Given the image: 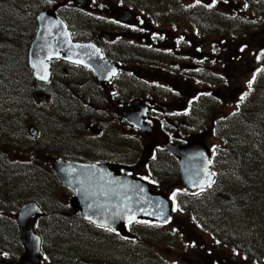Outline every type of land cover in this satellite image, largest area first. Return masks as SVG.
Instances as JSON below:
<instances>
[{
  "label": "flooded vegetation",
  "instance_id": "1",
  "mask_svg": "<svg viewBox=\"0 0 264 264\" xmlns=\"http://www.w3.org/2000/svg\"><path fill=\"white\" fill-rule=\"evenodd\" d=\"M231 1L238 4L233 9H230ZM171 2L179 7L171 8L176 9L178 14L169 18L170 26L165 24L169 30L163 29L165 25H160V21L145 13L146 10L138 12L136 6L139 0H90L89 6L84 9L73 2L62 0L53 6L42 7L40 12L35 13L36 31V16L51 12L56 6L55 15L65 25L71 42L91 44L106 63L103 74L105 78L108 77L99 80L84 67L63 59H53L49 61V80L37 83V96L42 97L50 106L58 103L67 107L64 123L75 128L72 131V136L76 137L74 146L68 149L64 144L57 145L58 150H62L63 146L68 153L74 154L67 156L59 153L60 161L105 165L116 168V173L125 176L129 175L127 169L138 162L137 153L141 154L142 148L148 147L151 162L135 171V176L143 178L150 172L157 173L156 170L168 165V161L172 164L173 159L164 148L184 146L190 136L203 142L214 154L211 145L206 142L209 136L206 129L215 132L222 122L225 95L232 85L224 78L225 66L224 63L220 64L222 59L216 56L225 55L227 51L229 53L235 46L243 25L241 1ZM185 2H190V5L186 6ZM59 5L61 7L58 8ZM225 10L234 12L226 13ZM181 17L186 19L182 20ZM214 25L218 28L217 34L210 31ZM181 27L185 30L178 33ZM227 29L230 32L236 31L235 38L226 35ZM35 34H30V39ZM255 47H258L253 55L256 61L264 51V39ZM211 67L215 73L208 72L207 69L213 71ZM153 69L157 71L158 81H151L150 74L146 75V72H153ZM29 75L32 79L30 71ZM162 75L167 77L163 83L165 86L162 84ZM177 75L184 79L180 81L184 82L183 90L177 89L178 80L171 79ZM207 75L213 76V79ZM131 104H136L140 109L138 117L148 129L146 136L139 134L125 120V111ZM146 109L147 115L143 113ZM132 142H138V145L130 154L129 146ZM133 153L136 154L133 156ZM213 168L218 172L215 165ZM3 214L0 213V222L4 221L1 216ZM71 214L83 222L78 214ZM38 224L34 232L40 230ZM133 226L128 224L126 227ZM92 229L99 233L105 232L110 238H116L122 243L135 242L134 238L129 240L107 230ZM41 249L39 264H49V253ZM23 253V247L20 241L17 243L16 238L10 248L0 242V264H19ZM137 259L140 264L141 258ZM73 262L78 260L70 258L62 261V264Z\"/></svg>",
  "mask_w": 264,
  "mask_h": 264
},
{
  "label": "rangeland",
  "instance_id": "2",
  "mask_svg": "<svg viewBox=\"0 0 264 264\" xmlns=\"http://www.w3.org/2000/svg\"><path fill=\"white\" fill-rule=\"evenodd\" d=\"M60 1L62 0H0V28H12L18 32V36L28 39L27 35L33 34L36 29L34 25L35 13L40 12L42 7L53 6L60 3ZM139 1V5L136 6L138 12L139 10H146L145 13H149L152 18L163 21L162 24L168 22L167 25L170 26L167 17L171 8H174L170 4L171 0ZM4 2L10 3L12 6V10L8 13L2 8ZM241 2L243 23L248 24L244 27L247 33L240 32L233 50L229 53L227 51L225 55L217 54L216 56L222 59L220 64L224 63L225 66L224 78L232 85L229 84L231 88L225 95L224 109L222 107V122L219 123L215 132L214 130L210 131V128L206 129L209 135L206 142L209 146L211 145V149L213 148L212 150L217 154L214 159L215 167L221 174L217 188H222V194L225 191H227L226 194L234 191V198L222 202V200L215 197V200H212L210 204H203L196 199L190 200L179 196L185 210L176 208L170 223L167 225L154 227L148 223H143L140 226H133L130 229L131 235L136 234L138 238L141 237L144 245L148 246L151 242H155L153 247L149 248L148 251L146 250L152 260L156 262L155 264H250L244 258L233 255L231 251L221 248L213 240L207 238L194 224L191 217L192 212L211 214V227L216 229L221 236H230L239 244L256 241L264 248V184L261 183V189L263 188L261 197L256 198L257 201H253L251 206V202L247 203L245 200L243 184H241L238 177L236 178L232 174L234 171L232 166L223 163L224 156L221 153V147L225 144L224 139H228L229 145L233 147L232 154L247 151L251 145H254L256 141L258 144L259 141L253 134L255 130H252V126L257 127L260 125L264 127V66L253 58L254 50L258 48L255 45H259L261 40L264 39V18H257L252 10L247 8L248 2L244 0ZM250 2L251 4H262L264 0H250ZM172 4L176 5L174 2ZM185 5L189 6L190 2H185ZM237 5V3L231 1L230 9L235 8ZM225 11L226 13L234 12V10ZM173 12H176V9ZM175 19L176 21L179 20V18ZM181 19L185 20L186 18L181 17ZM180 23L181 21H179ZM168 26L165 25L163 29L169 30ZM182 30H185V28L181 27L178 33ZM26 33L28 34L26 35ZM31 41L32 39H30L29 45ZM214 61L218 62L219 60ZM211 68L213 71L207 69L208 72L215 73L214 68ZM156 72L153 69V72H146V75L150 74L151 81H158ZM24 74L30 77L28 67ZM17 75L23 77L22 73ZM207 76L209 79H213V76ZM165 78L167 77L162 75V84ZM171 79L178 80V90L185 88L182 84L184 82H180L184 79L179 75L172 76ZM253 82L259 85L260 90L259 88L258 91L254 89L253 92L248 90ZM163 86L165 85L163 84ZM164 93H167V91H164ZM249 99H253L254 104L257 103L260 116L252 114V108L247 109L248 113L246 114L249 116L243 117L238 113L240 106H245ZM137 104L139 105V103ZM67 111V107H64L63 104L57 103L50 106L42 97L38 96L32 109L20 113L17 118L14 111L8 134L13 136V141L16 143H12V145L15 148H2L0 157H4V163L9 165V169H13L9 171L10 174L17 173L19 170L21 173L13 177L12 181L10 180L11 184H8L11 189H14L12 195H8L10 197L5 192H1L5 198L0 199V213H4L1 215L4 217V221L0 222V242L10 248L16 238L19 244L18 227L15 221L16 214L22 204L34 202L30 201V198L34 195L31 191L40 188L48 192L49 196L44 198L43 202H34L45 214L38 224L40 230L36 229L35 233L42 240L43 246L41 245V248L50 255L49 264H62V261L70 260V258L78 260L73 264H105L106 261L107 264H138L137 258L140 256L137 251L142 248L139 241L136 244H126L116 238H110L105 232H95L90 228L91 226L79 222V219L71 214L73 210L70 206V209H68L72 194L69 195V192L64 190L52 172V166L60 161L59 153L67 156L74 154L68 153L67 150L63 149V146L62 150L57 148V145L64 144L67 146L66 148L70 149V146H74L73 142L76 141V137L72 136V131H75V128H71L69 124L64 123V113ZM236 113H238L237 116H235ZM31 126L38 133V137L36 136L34 139H30L28 135V129ZM53 126L55 127L51 130ZM60 137H62V141H60ZM131 138H134V136L131 135ZM36 140H39V143L44 142V145L40 144L39 151L32 152ZM200 143L204 144L203 142ZM137 145L138 142L131 143V146H129L130 154ZM146 150H149L148 147L142 148L141 154L137 153L138 162L145 156ZM259 153L262 157V172H264L263 145ZM135 154L133 153V156ZM132 158L131 160H133ZM139 168H142V166ZM158 169H160L159 174L163 175V179L158 183L159 188L154 189L155 193L165 194L167 190L174 187L175 191H181L177 186L176 172H173L169 165H163ZM50 173L56 183L52 178L50 179ZM18 176L23 178L21 179ZM0 180H2L1 185H7L4 183L9 181L6 179ZM252 182H255L253 185L257 186L259 184L260 186L257 177ZM6 204H14L15 209H10ZM189 204L192 205L188 206ZM15 234L16 237L14 238ZM140 264H145V262L140 260Z\"/></svg>",
  "mask_w": 264,
  "mask_h": 264
},
{
  "label": "water",
  "instance_id": "3",
  "mask_svg": "<svg viewBox=\"0 0 264 264\" xmlns=\"http://www.w3.org/2000/svg\"><path fill=\"white\" fill-rule=\"evenodd\" d=\"M69 1L84 9L89 6L90 0ZM56 9L57 7L54 8ZM36 21V35L27 57L35 81L42 83L48 81L47 63L50 59L57 58L59 54L64 61L79 63L96 71L95 74L102 73L104 64L100 55L97 64L88 45L73 46L64 24L53 11L40 13ZM128 112L130 114L125 116L127 123L138 130L139 134L146 136L148 129L143 126L142 120L134 116L140 109L131 106ZM28 134L31 138L36 137L33 127L28 129ZM167 152L177 160L179 183L184 191L196 193L212 182L211 152L196 138H189L186 146L168 148ZM148 160L149 150H146L145 156L128 171L133 172L141 165H145ZM111 169L105 165L88 166L73 162H57L52 166L53 174L60 184L74 194L69 203L73 213H77L82 220L96 227L130 237L124 227L128 222L149 221L165 224L168 221L173 203L169 201L167 195L155 193L154 187L146 182L117 175L115 172L117 169L113 168L115 171ZM43 217V212L35 203H27L20 208L16 223L24 254L19 264L39 263L42 257L41 240L33 230L36 222Z\"/></svg>",
  "mask_w": 264,
  "mask_h": 264
},
{
  "label": "trees",
  "instance_id": "4",
  "mask_svg": "<svg viewBox=\"0 0 264 264\" xmlns=\"http://www.w3.org/2000/svg\"><path fill=\"white\" fill-rule=\"evenodd\" d=\"M244 1L248 2L247 8L248 9L251 8L252 13L257 18L259 19L264 18V3L251 4L250 0H244ZM170 4L176 9L179 7L178 5L177 6L173 5L172 2ZM241 6H242V2H241ZM2 8L7 13L10 10H12V6L10 3H5L2 6ZM171 14L173 16L178 13L173 12V10H170V14L167 17L168 20ZM162 23L163 21L159 22L160 25H165L168 22H165L164 24ZM226 23L228 27V23H229L228 19ZM247 25H248L247 23H243L241 27V31L244 34L247 33L246 30L244 29V27ZM210 31L211 33L217 34L218 33L217 26L214 25L210 29ZM235 33L236 31L230 32L228 29L226 30V35L231 36L232 39L235 38L234 36ZM27 34L28 33H26V35ZM30 34L27 35L28 36L27 39L25 37L18 36V32L12 28L9 27L0 28V150L4 147H8L11 149L15 148L12 145V143H16V142L13 141L14 140L13 136L8 134L9 126H11L12 123L11 118L14 115V111L17 118V116L20 113L22 112L25 113L27 110L32 109L34 106L35 99L37 97L36 94V90L38 88L37 82H35L30 77L24 74L25 70L27 69V65H26L27 50L29 47ZM261 60L262 61L260 65L264 66V56L263 58H261ZM162 69H165V66H162ZM21 73L23 74V77L17 75ZM253 88L257 89L258 91L259 85L258 84L252 85L250 87V91H252ZM252 100L253 99L248 100L245 106H241L239 111L241 116L243 117L249 116L248 114H246L248 113L247 111L248 108H252L251 109L252 114H258L259 111L257 110L258 109L257 103L254 104V101ZM258 115L260 116V114ZM54 127L55 126H53L51 130H53ZM252 130H255L253 134L255 135L256 139L259 140L258 144L256 141V143L254 145H251L247 151H243L239 154L238 153L232 154L233 147L230 146L229 142L226 140V143L224 145V150L221 152L222 155L224 156L223 159L226 162V164L228 162L232 166L234 170L232 174L236 176V178L238 177L241 181V184H243L242 187L244 188L245 200L247 201V203L251 202L250 203L251 206L253 205V201H257V199L261 197L263 193V188L261 189V183L264 184L263 181L264 172H262V157L261 154L259 153L261 146L262 145L264 146L263 144L264 127H261L260 125L255 127V125H253ZM46 140H48V138H46ZM43 143L44 142L39 143V140H36L34 142V148L32 149V152L39 151L38 147H40V144L42 145ZM4 162H5V158L0 157V179H6L9 181L4 183L7 185H1L2 180H0V199L5 198V196L4 197L2 196L1 192L2 193L5 192L7 196L12 195L14 189H11V186H9L8 184H11L13 177H15L18 173H21L19 170L17 173L10 174L9 171L13 169L12 168L9 169V165ZM169 166L173 170L175 168V162L173 161L172 164L171 163L169 164ZM157 170L159 171L160 169ZM50 176H51L50 179L52 178L53 181L56 183L51 173ZM18 177H21V179L23 178L22 176H18ZM159 177H163V175L161 176L159 175ZM255 177L258 178V181L260 182V186L259 184H257V186L253 185L255 184V182H252V180L255 179ZM217 183L218 182L213 183L211 188L204 190L202 193L198 194L196 198H194L195 196H191V198H189V195H186L185 193H182V195L180 196L186 197L190 200L196 199L203 204L205 203L210 204L212 200H215V197L218 198V200H222V202H226L234 198V191L228 192V194H226L227 191H225V193L222 194L223 190L222 188H217ZM31 192H33L34 195L32 196V198H30V201H34V202H39V201L43 202L44 198H47L49 196L48 192L40 188L36 190H32ZM178 201H179L178 208L180 210H185L184 207L182 206L181 201L180 200ZM190 205L192 204H189L188 206ZM6 206L12 210L15 209L14 204L13 205L6 204ZM17 206H19V204H17ZM192 213L193 214L191 215V217L196 227L200 229L207 236V238L213 240L216 245L220 246L223 249L229 250V252L231 251L233 255L239 256L240 258H244L245 261H248L250 264H264V248L261 247L259 243H257L256 241H251L248 244L246 243L239 244L235 239H232L230 236L223 237L221 236L220 233H217L218 231L216 229L211 227L212 224L211 214L197 213V212H192ZM138 241L140 243V247H142L139 251H137L141 260L144 261L145 264L146 263L155 264L156 262L152 260V258L149 256V253L147 252L149 248L155 245V242H151L147 246L142 243L141 237L138 238V236H136L134 244H136Z\"/></svg>",
  "mask_w": 264,
  "mask_h": 264
},
{
  "label": "bare ground",
  "instance_id": "5",
  "mask_svg": "<svg viewBox=\"0 0 264 264\" xmlns=\"http://www.w3.org/2000/svg\"><path fill=\"white\" fill-rule=\"evenodd\" d=\"M49 123V122H48ZM71 127V126H70ZM72 128V127H71Z\"/></svg>",
  "mask_w": 264,
  "mask_h": 264
}]
</instances>
